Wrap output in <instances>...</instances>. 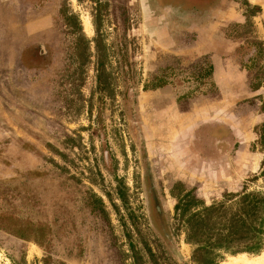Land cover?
I'll use <instances>...</instances> for the list:
<instances>
[{"label": "rangeland", "instance_id": "rangeland-1", "mask_svg": "<svg viewBox=\"0 0 264 264\" xmlns=\"http://www.w3.org/2000/svg\"><path fill=\"white\" fill-rule=\"evenodd\" d=\"M146 2L0 0V264H242L233 258L264 253L215 245L225 217L204 212H236L243 190L264 195V0H229L197 44L179 45ZM38 42L53 58L36 76L19 53ZM143 160L162 193L154 222Z\"/></svg>", "mask_w": 264, "mask_h": 264}, {"label": "flooded vegetation", "instance_id": "flooded-vegetation-1", "mask_svg": "<svg viewBox=\"0 0 264 264\" xmlns=\"http://www.w3.org/2000/svg\"><path fill=\"white\" fill-rule=\"evenodd\" d=\"M228 2L229 0H150V4L148 2L144 3V8L145 10L148 9V14L151 17H158L155 20L157 23L156 27L166 29L169 40H172L174 45H179L188 39L196 43L198 32H200V30L210 29L212 25L216 23L215 19L226 9L228 5L226 6L225 4ZM257 5L260 6V4ZM46 45V43L40 44V42H38L27 46L26 50L23 49L22 52L20 51V57L24 51L28 52V57L24 62L20 58L21 66L27 68L30 72H34L36 76L46 72L53 58V54L49 52L48 46ZM22 67H18L19 73L21 74ZM159 88L157 87V89ZM261 112H264V110ZM228 129L226 128V130ZM228 134H230L229 130ZM205 143L206 145L208 144V142ZM143 144L144 145L141 146V152L146 148V144L144 142ZM220 144L221 142L218 140V142L215 143L216 148H219ZM203 146H205V144ZM204 149L209 150V146H205V148H201V150L199 149L203 156H211L213 159L219 158V152L213 155V153H205ZM142 164V175L145 178H143L145 181L144 202L149 216L154 222V220L156 221L157 217L162 214V193L157 186L156 180L154 181L153 178L151 182L150 180H146V178H150V175H148L146 171L147 166H145V160L142 161ZM163 241L170 252L173 253L175 249L174 244L167 236H164Z\"/></svg>", "mask_w": 264, "mask_h": 264}, {"label": "trees", "instance_id": "trees-1", "mask_svg": "<svg viewBox=\"0 0 264 264\" xmlns=\"http://www.w3.org/2000/svg\"><path fill=\"white\" fill-rule=\"evenodd\" d=\"M262 108L264 110V93L262 95ZM261 139L264 143V123L260 127ZM264 177V163L260 173ZM236 212H220L225 206L205 207L204 212L209 215L212 212L220 214L219 217H225V229L218 231L214 236V244L224 249H228L232 244L240 245L241 250L233 251L247 252L256 254L264 246V195L257 192H247L243 190L237 195L235 204ZM203 244L199 243L198 248ZM198 261V260H197ZM215 264V261L211 262Z\"/></svg>", "mask_w": 264, "mask_h": 264}, {"label": "bare ground", "instance_id": "bare-ground-1", "mask_svg": "<svg viewBox=\"0 0 264 264\" xmlns=\"http://www.w3.org/2000/svg\"><path fill=\"white\" fill-rule=\"evenodd\" d=\"M240 261L242 264H264V253L261 256L247 258L245 256L234 257L233 263Z\"/></svg>", "mask_w": 264, "mask_h": 264}, {"label": "crops", "instance_id": "crops-1", "mask_svg": "<svg viewBox=\"0 0 264 264\" xmlns=\"http://www.w3.org/2000/svg\"><path fill=\"white\" fill-rule=\"evenodd\" d=\"M240 75H241V74L239 73V76H238V77H240ZM220 76H221V73L217 72V78H219ZM217 80H218V79H217ZM218 83H219L218 85H221V86H220L221 88H223L224 86H227V85H224V84L222 83V81H219ZM236 140L239 141V138H236ZM221 153H222V152H221ZM222 155H223V153H222Z\"/></svg>", "mask_w": 264, "mask_h": 264}]
</instances>
